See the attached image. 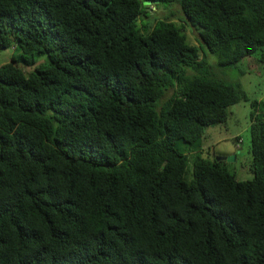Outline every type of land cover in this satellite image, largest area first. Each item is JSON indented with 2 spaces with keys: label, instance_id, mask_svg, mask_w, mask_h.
<instances>
[{
  "label": "trees",
  "instance_id": "trees-1",
  "mask_svg": "<svg viewBox=\"0 0 264 264\" xmlns=\"http://www.w3.org/2000/svg\"><path fill=\"white\" fill-rule=\"evenodd\" d=\"M143 1L0 0V49L47 58L0 65V264H264L258 102L250 179L213 157L188 181L175 147L248 100L214 69L264 67V0H158L199 47Z\"/></svg>",
  "mask_w": 264,
  "mask_h": 264
},
{
  "label": "rangeland",
  "instance_id": "rangeland-1",
  "mask_svg": "<svg viewBox=\"0 0 264 264\" xmlns=\"http://www.w3.org/2000/svg\"><path fill=\"white\" fill-rule=\"evenodd\" d=\"M146 9L149 16L140 19L139 26H142L144 22L148 25L153 24L155 19L168 15L169 9H171L174 12L172 17L185 30L188 43L199 47V37L196 29L187 23L177 5H172L171 8L170 5L166 7L163 5L161 7L150 5ZM200 52L203 53L201 50ZM12 59H18L17 64L23 66L21 53L13 44L8 48L0 49V65ZM28 59L32 58L29 56ZM33 60L34 64L23 66L25 72L31 71L38 63L47 61V58L44 54H34ZM207 60L215 63L216 57L208 53ZM257 66V70L249 68L248 59H245L236 67H215L214 75L225 82L239 84L247 94L248 100H241L229 106L226 120L206 126L204 135L195 144L191 145L182 140L176 141L175 147L180 152L187 154L186 180L191 179L193 163L198 159L232 155H235V159L225 160L229 171L234 173L238 180L250 179L253 176L249 166L251 158L249 151L251 102L257 101L259 111L264 110V67L260 64H257Z\"/></svg>",
  "mask_w": 264,
  "mask_h": 264
},
{
  "label": "water",
  "instance_id": "water-1",
  "mask_svg": "<svg viewBox=\"0 0 264 264\" xmlns=\"http://www.w3.org/2000/svg\"><path fill=\"white\" fill-rule=\"evenodd\" d=\"M143 5L145 6H150V5H154V7H158L159 5V1L158 0H144L143 2ZM216 160H227V161H230L232 159H235V155H232V156H216L215 157Z\"/></svg>",
  "mask_w": 264,
  "mask_h": 264
},
{
  "label": "built area",
  "instance_id": "built-area-1",
  "mask_svg": "<svg viewBox=\"0 0 264 264\" xmlns=\"http://www.w3.org/2000/svg\"><path fill=\"white\" fill-rule=\"evenodd\" d=\"M239 141H240V139H239Z\"/></svg>",
  "mask_w": 264,
  "mask_h": 264
}]
</instances>
